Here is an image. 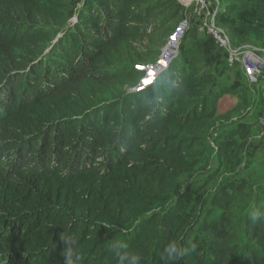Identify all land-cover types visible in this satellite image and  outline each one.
<instances>
[{
	"label": "trees",
	"instance_id": "obj_1",
	"mask_svg": "<svg viewBox=\"0 0 264 264\" xmlns=\"http://www.w3.org/2000/svg\"><path fill=\"white\" fill-rule=\"evenodd\" d=\"M166 5L162 26L186 10ZM151 19L136 0H0V264H64L62 236L76 240V264H118L116 241L164 264L171 240L188 249L176 264H264V192L247 163L264 139L231 130L240 157L225 173L210 95L188 79L172 95L131 91L136 65L159 53L145 60L134 45ZM217 24L233 41L264 14L219 11ZM194 46L205 67H232L211 36Z\"/></svg>",
	"mask_w": 264,
	"mask_h": 264
},
{
	"label": "rangeland",
	"instance_id": "obj_2",
	"mask_svg": "<svg viewBox=\"0 0 264 264\" xmlns=\"http://www.w3.org/2000/svg\"><path fill=\"white\" fill-rule=\"evenodd\" d=\"M136 1L146 11L148 9L151 10L153 17L150 24L148 23L147 32L134 42L136 51L145 60L154 57L160 51L167 34L186 14L193 21L190 12L185 13L183 11L178 18L171 21L167 20L166 24L162 26L158 20L162 18L167 8V0ZM177 1L185 7L187 0ZM192 5L193 2L189 4V10ZM212 6L218 8L219 11L232 9L234 14H238L239 11L246 7L256 6L264 14V4L254 5V2L249 0H216L212 3ZM205 35L206 30L198 23H193L189 29L188 36L184 39L182 45H180L179 54L176 58L179 59L184 54L183 57L186 60L184 62L183 60L178 63L174 62L171 72H168L164 77V86L169 85L171 81H175V83L171 87H164V90L167 95H172L176 90L185 87L184 81L188 79L189 83L193 84L195 88L200 89L201 95H210L209 99L211 103L216 106V114L212 120V124L213 122H216V124L214 123L215 128L210 129V133L213 134V137L219 135V133L223 135L222 170L226 173L227 168L232 165L230 163L235 161V157H240L239 152H234L233 139L229 135L231 130L236 131L239 124L244 123L249 126L248 130L250 131L248 144L252 145L264 139V127H260L257 124L258 117L264 114V80L258 85L249 84L239 66L228 67L224 63L217 70L205 67L202 55L197 52L194 46L196 38ZM232 38L234 44L253 45L264 49V28L250 32L240 39L233 37L232 34ZM129 51L130 49L126 50L125 53H129ZM236 83L239 86L236 87ZM215 95L217 98L213 99ZM219 142L221 143V140ZM210 143L216 150L218 149V143L213 138L210 139ZM248 149L250 147L246 146V150ZM227 152L230 154H227ZM212 155L208 162V169L214 168L218 163ZM247 163L250 165L248 171L256 169L258 176L253 181L256 184H260L261 186L257 189L264 192V148L255 152L254 158ZM244 165L245 162H241L239 168H243Z\"/></svg>",
	"mask_w": 264,
	"mask_h": 264
},
{
	"label": "built area",
	"instance_id": "obj_3",
	"mask_svg": "<svg viewBox=\"0 0 264 264\" xmlns=\"http://www.w3.org/2000/svg\"><path fill=\"white\" fill-rule=\"evenodd\" d=\"M215 1H186L185 13L190 12L193 21L186 14L166 36L164 45L156 58L143 65H136L137 70L143 71L144 74L138 84L131 88L132 92H141L153 86L155 83L154 77L157 73L165 75L177 58L180 45L193 23H198L202 26L206 30V34L214 39L217 48L225 55L229 66L240 67L249 84L258 85L264 80V49L253 45L234 44L228 30L217 24L219 9L212 6ZM191 2H193V5L189 10L188 6ZM257 124L260 127H264V114L258 117Z\"/></svg>",
	"mask_w": 264,
	"mask_h": 264
},
{
	"label": "clouds",
	"instance_id": "obj_4",
	"mask_svg": "<svg viewBox=\"0 0 264 264\" xmlns=\"http://www.w3.org/2000/svg\"><path fill=\"white\" fill-rule=\"evenodd\" d=\"M147 75L152 78V76L148 73ZM162 75L163 73L156 74L154 77L155 83L150 90H158L161 87H171L172 84L175 83V81H171L167 86L162 85L160 83V78ZM250 216L253 222H257L262 219L261 215L255 210ZM61 240L65 245V249L63 251L64 264H76L79 259V253L76 249V240L69 236H62ZM127 247V244L121 241H116L110 245V248L116 253L118 257V264H141V257L139 255L124 251L127 249ZM187 252L188 249L185 248L180 241L171 240L165 245L160 258L164 264H176V262L181 257L186 255Z\"/></svg>",
	"mask_w": 264,
	"mask_h": 264
},
{
	"label": "snow or ice",
	"instance_id": "obj_5",
	"mask_svg": "<svg viewBox=\"0 0 264 264\" xmlns=\"http://www.w3.org/2000/svg\"><path fill=\"white\" fill-rule=\"evenodd\" d=\"M175 39V38H174Z\"/></svg>",
	"mask_w": 264,
	"mask_h": 264
}]
</instances>
